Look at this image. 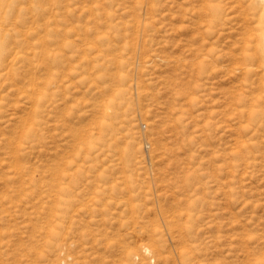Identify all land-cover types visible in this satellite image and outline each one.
Masks as SVG:
<instances>
[{"label":"rangeland","instance_id":"rangeland-1","mask_svg":"<svg viewBox=\"0 0 264 264\" xmlns=\"http://www.w3.org/2000/svg\"><path fill=\"white\" fill-rule=\"evenodd\" d=\"M30 1L0 0V264H264L250 0Z\"/></svg>","mask_w":264,"mask_h":264},{"label":"bare ground","instance_id":"bare-ground-1","mask_svg":"<svg viewBox=\"0 0 264 264\" xmlns=\"http://www.w3.org/2000/svg\"><path fill=\"white\" fill-rule=\"evenodd\" d=\"M40 0H38V2H39ZM5 2V1H4ZM31 2V4L28 6V11H30V13H33V10L35 11V13H37V14H39V15H42V13L41 12H44V13H46L47 12V9L43 6V4L41 5L40 4V7L39 6H35L34 5V0H31L30 1ZM36 3H37V0L35 1ZM33 3V4H32ZM4 4V3H3ZM249 5H250V10L252 11V13L253 14H256V13H259L260 12V14H261V17H262V32H263V37H264V0H250V3H249ZM49 9V8H48ZM1 10H3V8L2 9H0V11ZM15 10V9H14ZM23 10H24V8H19V10L18 11H20V12H23ZM250 11V12H251ZM49 12V11H48ZM15 13V12H14ZM16 13H17V10H16ZM43 13V14H44ZM52 14H54V13H52ZM56 14V13H55ZM53 15V17H55L56 15ZM17 15V18H15L16 19V22L14 23V27L12 28V29H7L6 27H5V25H4V23H2V22H0V65H3L4 66V70H8V73L9 74H11V73H14L15 71H14V68L12 67V64H13V60H14V58L13 59H10L9 57L11 56V54H10V52H11V49H12V43L14 42H11V40H6V34H7V32H9L8 33V36H9V34H12V36L16 33V34H18V32L19 33H23L24 34V32H20L18 29H20V28H18V26H19V24H21L22 23V20H20V13L18 14H16ZM216 17H217V14H216ZM215 18V17H214ZM218 18V17H217ZM25 20V19H24ZM23 20V21H24ZM36 23H37V21H36ZM35 24V23H34ZM48 25H50L49 23H47V22H45V23H43V25L42 26H44L45 27V29H47L49 26ZM22 26V25H21ZM36 27H39L40 26V24L38 25V24H36L35 25ZM41 26V27H42ZM36 27H34V28H29V30H26L25 31V35L24 36H28L29 35V37H31V35H30V33L32 34V32H35L34 30L36 29ZM43 27V28H44ZM18 28V29H17ZM35 34V33H34ZM33 36V35H32ZM9 38V37H8ZM3 68V67H2ZM259 69H263V71H264V49H263V61L261 62V64L259 65ZM247 71H249L248 69H247ZM36 82V81H35ZM34 82V80L31 82V83H35ZM32 85H34V84H32ZM35 86V85H34ZM33 86V87H34ZM35 89H36V87H35ZM17 153V152H16ZM17 156H18V153L16 154ZM16 162H17V160H16ZM18 163V162H17ZM17 165H20V162H19V164H17ZM15 166H16V163H15ZM17 168L19 167V166H16ZM22 167V166H21ZM19 169H20V167H19Z\"/></svg>","mask_w":264,"mask_h":264}]
</instances>
